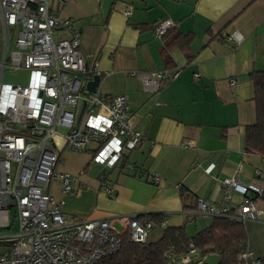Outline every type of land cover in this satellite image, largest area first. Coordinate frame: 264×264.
<instances>
[{"label": "crops", "instance_id": "1", "mask_svg": "<svg viewBox=\"0 0 264 264\" xmlns=\"http://www.w3.org/2000/svg\"><path fill=\"white\" fill-rule=\"evenodd\" d=\"M50 11L79 31L80 51L101 72V92L125 96L142 135L112 167L92 161V144L82 151H60L56 171L76 176V191L63 193L58 180L46 191L61 201L68 221L143 220L156 214L147 240H156L166 227L183 228L191 238L214 220L188 215L198 198L221 203V180L227 176L258 183L254 170L264 158L244 148L245 128L256 120L249 75L264 70V0H51ZM163 18L176 25L158 38L152 24ZM187 34L191 40L183 48L176 38ZM226 35L237 38L224 40ZM68 38L70 32L58 26L54 39ZM163 69L179 73L155 92L130 73ZM209 164L214 167L206 173ZM241 200L232 194L233 203ZM255 204L261 212L258 220L242 225L247 240L239 252L248 249L264 260V196ZM0 217L1 224L5 217ZM113 225L123 230L118 221ZM152 232H158L155 238ZM188 244L175 256L187 253ZM194 247L192 264H218L216 252Z\"/></svg>", "mask_w": 264, "mask_h": 264}, {"label": "built area", "instance_id": "2", "mask_svg": "<svg viewBox=\"0 0 264 264\" xmlns=\"http://www.w3.org/2000/svg\"><path fill=\"white\" fill-rule=\"evenodd\" d=\"M50 2L0 0V216L7 228L10 210L17 221L16 232L3 240L7 247L0 253V264H96L117 253L125 237L145 243L153 229L150 220L136 216L68 221L61 201L46 191L53 180L61 183L63 193L76 191L77 177L56 171L62 149L82 151L92 144V161L112 167L142 141L125 96L103 94L100 79L93 90L88 88L101 72L96 61L90 64L91 56L80 51L79 31L70 20H58ZM175 25L163 18L152 24V32L161 38ZM58 26L68 30L70 38L54 39ZM22 67L28 70L25 85L3 81L6 71ZM130 73L145 90L155 92L179 70ZM213 165L205 172L210 173ZM254 177L258 183L223 178V201L198 198L188 215L225 218L240 225L258 220L261 210L255 202L264 196V164L254 170ZM152 180L159 178L153 175ZM233 193L242 200L233 203ZM114 220L122 231L114 227ZM191 253L192 242L187 253L170 256L169 264H192ZM234 264L264 260L246 249L237 253Z\"/></svg>", "mask_w": 264, "mask_h": 264}, {"label": "trees", "instance_id": "3", "mask_svg": "<svg viewBox=\"0 0 264 264\" xmlns=\"http://www.w3.org/2000/svg\"><path fill=\"white\" fill-rule=\"evenodd\" d=\"M191 35L176 38V43L187 48ZM253 84L256 120L245 128V152L264 158V70L249 75ZM153 216V217H150ZM157 218H156V217ZM158 215H149L147 220L158 221ZM192 240L202 253L216 252L218 264H234L236 254L245 248L247 236L242 225L225 218H214L205 230L189 238L183 228L166 227L156 240L145 243L131 242L125 237L121 248L114 255L96 264H169L172 254H180Z\"/></svg>", "mask_w": 264, "mask_h": 264}, {"label": "rangeland", "instance_id": "4", "mask_svg": "<svg viewBox=\"0 0 264 264\" xmlns=\"http://www.w3.org/2000/svg\"><path fill=\"white\" fill-rule=\"evenodd\" d=\"M27 76H28V70L25 68H21L17 71H6L3 76V81L13 84H20L25 85L27 82ZM13 210L9 211V223L10 226L7 228L5 224H0V253L4 251V249L7 247V243L3 242L5 240V237L13 235L17 230V221L15 218H13ZM209 221V220H206ZM158 232L154 233L152 232L150 237L155 238V235H157ZM209 261L212 263V258L210 257Z\"/></svg>", "mask_w": 264, "mask_h": 264}, {"label": "water", "instance_id": "5", "mask_svg": "<svg viewBox=\"0 0 264 264\" xmlns=\"http://www.w3.org/2000/svg\"><path fill=\"white\" fill-rule=\"evenodd\" d=\"M98 81H99V76H95L94 78H93V81H91V82H89L88 83V88L90 89V90H93L94 88V86L98 83Z\"/></svg>", "mask_w": 264, "mask_h": 264}]
</instances>
